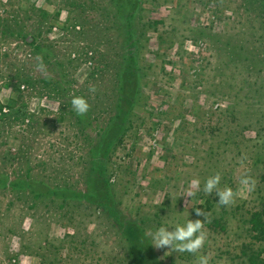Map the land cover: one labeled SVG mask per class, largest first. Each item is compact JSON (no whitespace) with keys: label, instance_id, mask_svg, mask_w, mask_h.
I'll list each match as a JSON object with an SVG mask.
<instances>
[{"label":"rangeland","instance_id":"rangeland-1","mask_svg":"<svg viewBox=\"0 0 264 264\" xmlns=\"http://www.w3.org/2000/svg\"><path fill=\"white\" fill-rule=\"evenodd\" d=\"M122 73L138 92L120 96ZM217 172L224 207L203 192ZM257 210L264 0H0V264H138L130 231L188 219L204 245L151 241L158 264H264Z\"/></svg>","mask_w":264,"mask_h":264},{"label":"clouds","instance_id":"clouds-1","mask_svg":"<svg viewBox=\"0 0 264 264\" xmlns=\"http://www.w3.org/2000/svg\"><path fill=\"white\" fill-rule=\"evenodd\" d=\"M72 110L79 116L85 115L90 108L87 98L83 96H73L70 101ZM221 181L220 173L209 175L203 183V192L207 194L215 193L218 197L217 205L224 207L234 202L236 193L230 186L219 187ZM241 183L246 188L254 187L255 181L248 176L242 178ZM193 186L199 187L201 181L199 178L191 181ZM187 195L193 196L189 190ZM196 212L205 217V214L196 209ZM152 244L157 248L167 247L168 250L182 252H197L205 243L206 232L204 231V223L201 219H188L183 223H175L167 226H157L149 233ZM199 264H210L208 255H200Z\"/></svg>","mask_w":264,"mask_h":264},{"label":"trees","instance_id":"trees-1","mask_svg":"<svg viewBox=\"0 0 264 264\" xmlns=\"http://www.w3.org/2000/svg\"><path fill=\"white\" fill-rule=\"evenodd\" d=\"M120 81H121V83L119 85V92L121 93L120 96L122 95L123 92L130 94V92L134 91V89L138 92V88H139L140 84L138 83V81L134 82L133 77H131V76L128 77V75L122 73V76L120 77ZM126 113H127V111H126ZM120 118H124V117H122L121 114H118L114 118H112L111 122H113L117 119L119 120ZM122 121L124 122V119H122ZM121 127L124 129L125 124L123 123V125ZM118 136L120 137V139H122L123 138V132L122 133L118 132ZM116 137H117V135H116ZM100 174L104 175L103 177L105 179H103V177H101V175H100L99 178L95 179V184H98L99 181H104V183L102 185L103 187H99L97 190H94L93 194L96 195L97 191H98L100 195L102 194L106 198V196H108V194H109V184H108V181L105 177L106 176L105 171H100ZM107 202L108 201H105V200H99L100 205L106 206ZM262 216H263L262 212L257 210V211H254L253 213H251V219H250V222L252 224L251 226L254 230H258L261 227L260 233L262 235H260V237L263 236V234H264V224L262 223ZM130 232H131L130 234L127 233L128 234L127 235L128 241L130 242L131 248H133L130 250L134 255L137 254L138 264H158V261H159L158 254L155 252V248L151 244V240L148 237V235L143 233L144 232L143 229L140 228L137 231L134 229V232L133 231H130ZM257 236H259V235H257Z\"/></svg>","mask_w":264,"mask_h":264}]
</instances>
